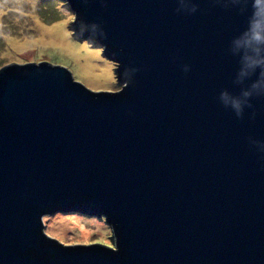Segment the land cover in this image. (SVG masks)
I'll list each match as a JSON object with an SVG mask.
<instances>
[{
	"label": "water",
	"instance_id": "95a60500",
	"mask_svg": "<svg viewBox=\"0 0 264 264\" xmlns=\"http://www.w3.org/2000/svg\"><path fill=\"white\" fill-rule=\"evenodd\" d=\"M67 1L121 87L0 68V264H264V0ZM71 210L115 246L46 232Z\"/></svg>",
	"mask_w": 264,
	"mask_h": 264
},
{
	"label": "rangeland",
	"instance_id": "374dc122",
	"mask_svg": "<svg viewBox=\"0 0 264 264\" xmlns=\"http://www.w3.org/2000/svg\"><path fill=\"white\" fill-rule=\"evenodd\" d=\"M67 0H0V68L13 61L36 62L49 60L52 63L69 67L75 79L94 90H118L121 85L116 76V64L104 55L100 46L75 35L72 23L74 12ZM58 26L68 31L71 39L81 47L82 52L96 53L100 62L111 68L110 75L101 77L100 82H91L78 68L77 63L59 44L41 38V27ZM55 27V26H54ZM16 42L27 43L19 48ZM46 232L63 243L68 242H106L115 246L112 227L104 216L71 210L58 211L44 217ZM81 232H87L83 236Z\"/></svg>",
	"mask_w": 264,
	"mask_h": 264
},
{
	"label": "bare ground",
	"instance_id": "6f19581e",
	"mask_svg": "<svg viewBox=\"0 0 264 264\" xmlns=\"http://www.w3.org/2000/svg\"><path fill=\"white\" fill-rule=\"evenodd\" d=\"M55 26V27H54ZM47 27H41L43 32L41 38L48 37V42L59 44L66 52H68L73 60L77 63L80 72L88 78L91 82H100L103 75L107 78L111 72V68L108 65L102 63L97 59L96 53L87 52L84 53L75 42L71 39L67 30L57 28L56 25ZM17 47L23 48L27 43L16 42ZM83 236L88 235L87 232H81Z\"/></svg>",
	"mask_w": 264,
	"mask_h": 264
},
{
	"label": "clouds",
	"instance_id": "9594fccd",
	"mask_svg": "<svg viewBox=\"0 0 264 264\" xmlns=\"http://www.w3.org/2000/svg\"><path fill=\"white\" fill-rule=\"evenodd\" d=\"M251 30V37L250 41H255L258 45H264V26H260V30H256V26L254 25ZM259 51V49H256ZM260 61H252V64H259ZM236 107H239L238 104H236Z\"/></svg>",
	"mask_w": 264,
	"mask_h": 264
}]
</instances>
